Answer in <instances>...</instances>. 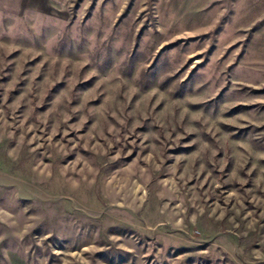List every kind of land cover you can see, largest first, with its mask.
<instances>
[{
    "label": "rangeland",
    "instance_id": "rangeland-1",
    "mask_svg": "<svg viewBox=\"0 0 264 264\" xmlns=\"http://www.w3.org/2000/svg\"><path fill=\"white\" fill-rule=\"evenodd\" d=\"M0 264H264V0H0Z\"/></svg>",
    "mask_w": 264,
    "mask_h": 264
}]
</instances>
